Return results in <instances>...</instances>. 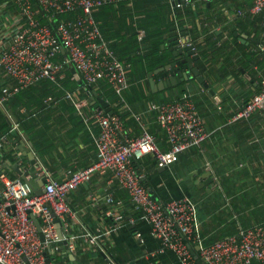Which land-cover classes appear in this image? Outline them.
I'll return each mask as SVG.
<instances>
[{"label":"crops","instance_id":"1","mask_svg":"<svg viewBox=\"0 0 264 264\" xmlns=\"http://www.w3.org/2000/svg\"><path fill=\"white\" fill-rule=\"evenodd\" d=\"M14 1L0 0V31L4 29L5 19L9 18L8 11L12 10L3 6L9 4L14 7ZM252 6L253 0H190L188 4L180 3L175 7L181 12L180 20L184 25L180 26L177 18L175 27L163 37L161 49L172 50L173 43L168 42L169 34L174 32L179 43L185 36L188 43L194 45L195 55L198 56L194 67L205 78L208 89L202 88L193 79L173 86L176 89L172 92H169L170 88L156 91L151 80L155 85L166 81L170 77L169 71L150 76L156 69L144 77V71L138 70L137 79L132 75L131 63L125 61L132 84L126 93L137 97L135 102H131L133 106H129L134 112L144 113L143 122L155 136L160 150L168 152L171 145L164 130L159 127L156 115L145 113L151 104V94H159L158 99L178 98L185 91L184 95L191 96L204 118L205 131L210 137L201 148L185 151L179 162L165 170L156 166L153 156H146L141 161L144 175L159 182V200L167 203L177 199L174 195L178 190L197 204L201 222L199 234L207 244L237 234L239 228L248 229L264 223V110L257 111L248 120H232L259 92V82L264 77V51L260 48L264 44L257 43L264 36V20L261 14L249 12ZM155 8L153 0H123L116 7L95 9V20L97 16L100 18L96 21L101 32L106 31L108 42L121 50L132 48L130 39L133 40L134 32L131 31L135 27L140 43L138 54H146L149 51L145 41L147 35L140 23ZM187 57L184 54L183 58ZM68 68L63 71V88L55 84L59 89L46 97L43 106L37 108L35 101L41 94L37 84L36 88L28 91L29 97L19 111L20 115L26 114L28 130L19 124L33 145L32 158H36L40 167L58 180H64L68 171L86 169L96 163L94 136L101 131L96 122L84 128L76 110L66 101L67 91L75 94L80 91L79 97H89L80 89L72 73L73 66L68 64ZM0 76L3 79H0L2 89L6 85H14V79L4 75L1 68ZM133 85L134 93H131ZM95 93L109 103L104 96ZM112 103L116 106L117 100ZM0 114L6 117L9 125L8 133L0 135V140L6 138L8 141L0 147V175L6 173L11 178L20 177L13 169L4 167L7 162L19 164L24 173L34 171L35 166L19 150L20 144L26 140L19 126H10L8 115L1 109ZM130 116L124 118L127 133L130 136L141 135L138 122ZM2 190L0 182V193ZM111 195L121 204H109L107 197ZM67 204L71 214H66V219L74 228L73 234L78 236L75 256L79 264H110L97 249L98 246L106 248L113 264H178L172 252L153 256L160 242L152 236V228L144 212L135 208L129 194L112 175L96 174L90 183L67 196ZM75 218H82L85 224L78 226L72 223ZM141 224L146 225L145 229L151 237L142 233ZM136 225L139 226L137 235L132 232ZM88 233L97 238L95 243L88 242ZM54 247L60 248L56 244ZM58 256L59 252L53 255L54 264H71L59 261Z\"/></svg>","mask_w":264,"mask_h":264},{"label":"built area","instance_id":"2","mask_svg":"<svg viewBox=\"0 0 264 264\" xmlns=\"http://www.w3.org/2000/svg\"><path fill=\"white\" fill-rule=\"evenodd\" d=\"M123 0H15L8 11L4 29L0 31V68L4 75L14 79V85L2 89L0 104L19 92L43 81L63 88V71L68 64L79 73L85 87L107 82L118 97L121 112H129L142 130L139 136H130L119 113L110 115L95 107L90 97L65 92L78 116L89 128L91 122L100 126L94 136L97 161L86 169L68 171L64 180H58L39 167V178L46 180L42 196L35 195L21 177L0 175L3 190L0 193V264H54V247L58 241V218L68 227L66 214H71L67 196L80 186L91 182L96 175H112L130 196L137 210L144 212L151 225L152 236L160 242L153 253L172 252L180 264H264V223L240 229L237 234L207 244L200 236L201 222L197 204L187 196L167 203L159 201L144 184L145 175L133 162L153 156L159 169L179 162L181 154L191 148H201L210 134L205 131L204 118L191 96L185 94L164 103L151 102L148 113H155L159 126L170 143V150H160L157 140L143 122L144 113L134 112L125 100L131 87L128 66L121 62L110 43L105 40L95 20L94 10L107 5L117 6ZM177 2L178 0H171ZM190 0H182L188 4ZM252 14L264 15V0H253ZM72 15L71 19L62 16ZM239 15H243L239 12ZM6 17V16H2ZM182 47L184 44L180 43ZM187 45L189 44L187 40ZM264 51V45L260 46ZM64 55V58H60ZM52 99H49L51 101ZM264 110V77L259 92L234 117L233 121L250 119ZM0 140V147L7 143ZM109 204L120 205L114 196ZM34 217V218H31ZM76 219V218H75ZM35 220L41 223L46 241L40 238ZM88 242L97 238L86 234ZM78 236L69 235V251L76 255ZM57 245V244H56ZM58 246V245H57ZM52 257L53 261L48 262Z\"/></svg>","mask_w":264,"mask_h":264},{"label":"trees","instance_id":"3","mask_svg":"<svg viewBox=\"0 0 264 264\" xmlns=\"http://www.w3.org/2000/svg\"><path fill=\"white\" fill-rule=\"evenodd\" d=\"M153 2H155V5H156L155 9L156 10L154 9L151 13L147 14L146 18H144V20H143V23H140V26L145 30L146 35H147V38L145 41L147 42V44L149 46V51L146 54L145 53L144 54H138L140 52V43L138 42L137 36L135 34V27L131 31V32H134L133 40L130 39L131 40L130 43L132 45V48L128 47L125 50H121V49H118L116 46L110 44L111 48L115 51L118 59L121 62H123L124 64H127L125 61H128L129 63H131V67L133 69L132 75L135 76L137 79L139 78L138 70L139 71L143 70L144 71L143 76L146 77L151 72L155 71L156 69L163 68V67L167 66L168 64H171L174 61V55L173 54L176 51V49L178 48V46L173 45L172 50H162L161 45H162L163 37L172 27H175V21L177 20V18H178V21H180L179 25L180 26L184 25V23H182L180 20V16H181L180 13L181 12H179L178 9H175V7L178 4L182 3V0L177 1L178 2L177 4H175V2H170L169 0H153ZM108 7L112 8V7H116V6L107 5V6H103L100 8L103 9V8H108ZM93 14L95 17V10H94ZM261 16L264 20V15L261 14ZM61 18L71 19V18H73V16L72 15H65V16H62ZM96 20L100 21V18L97 16ZM137 28L138 27H136V30H137ZM102 32H103L102 34H105V35H103L105 40L108 41L105 37L106 31L105 32L102 31ZM263 32H264V30H263ZM120 38H122V37H119V39ZM257 43L258 44H264V36H262V38L257 40ZM60 58H64V55H61ZM263 61H264V57H263ZM138 67H140V68H138ZM67 68H68V66H67ZM67 71H69V70H67ZM163 74L164 73H162V75ZM69 75H70V78H73V75L71 74L70 71H69ZM0 79L3 81L2 76H0ZM73 81H74V86H75L76 81L75 80H73ZM195 81H196V79H195ZM38 85H39L38 88H39L40 93L42 95L39 94L40 98L35 100L38 103L37 108L43 106V101L46 99V97H48V95L51 94V92H54V90L56 88L59 89L54 83H52L50 81H43ZM1 86L2 85L0 84V96H2L1 95L2 94L1 93V89H2ZM133 87H134V85L132 86V88ZM34 88H36V87L32 86L26 90L19 92L18 94H16L15 96H13L7 100V102H8L7 109L8 110L10 109L13 111V113L16 116V118L18 119L19 123H21V125L23 126V128L25 130H28V125L26 124V118H25L26 114L20 115L19 111H20L21 106H23L25 104L24 100L27 97H29L28 91L31 89H34ZM89 88H91V89L85 90V88L83 86H80V89L83 91V93L88 94L91 102H92L91 97L93 96V93L97 92L100 96H104L106 99L109 100V103L111 104L110 108H111L112 112H114V113L121 112L120 106L118 104L117 94L114 92V90L111 88V86L107 82H105V81L99 82L95 85H92ZM174 89H176V88H170L169 92H172ZM130 92L134 93V88ZM184 92L185 91H182V93L179 96L181 97L182 95H184ZM158 95L159 94H151L150 98H149V100H151L150 102L164 103V102H168V101H171L174 99L173 97L158 99L159 98ZM41 96H42V99H41ZM124 96H125L126 102L132 106H133V104L131 102H135L137 100V97H135L132 94L128 95V93H125ZM116 100H117V105L115 106V104L112 102H115ZM99 108L105 110V108L103 107L102 104L99 105ZM131 109H133V108L131 107ZM145 113H148L147 110ZM119 114H121V117L123 118V120H124V118H128L126 116L130 115L129 112L119 113ZM153 114L156 115L155 113H153ZM5 118H6L5 116H2V115L0 116V135L7 134L9 131V125H8L7 121L5 120ZM79 120H80V123L84 126V128L87 129L85 123L81 120L80 117H79ZM133 164H134L135 168L139 170V172L144 173V170H143L144 167L142 165V161H134ZM12 178H15V177H12ZM157 181H158L157 179L151 178L150 176L146 177V175H145L144 184L149 189V191H153V193H152L153 196L159 200L161 198V193H160V190L158 189L157 183H159V182H157ZM183 196H185V194L176 190L174 197L181 198ZM189 196L192 197V194L190 193ZM159 201H161V200H159ZM145 227H146V225H145ZM145 227L143 226V230H142L143 232L142 233L144 235L147 233L146 236L151 237V235H149V232L147 229H145ZM138 231H139V226L136 225L135 228L132 230V232L134 234H136V233H138ZM66 259H67V257L64 256L62 253H60V256H58V260L59 261L63 260L64 263H67ZM176 260H177L178 264H180L177 258H176Z\"/></svg>","mask_w":264,"mask_h":264},{"label":"water","instance_id":"4","mask_svg":"<svg viewBox=\"0 0 264 264\" xmlns=\"http://www.w3.org/2000/svg\"><path fill=\"white\" fill-rule=\"evenodd\" d=\"M173 31L175 29H172ZM168 42L173 43L174 46H178L176 51L174 52V61L171 64H168L167 66L160 68L156 70L155 72L151 73L150 76H152L154 73H164V72H170V77L161 83L154 84L152 82L153 88L157 90L164 91L166 89L172 88L173 86H177L178 84H181L182 82H188L190 80L196 79V82H198L199 85H201L203 88L208 89L209 85L206 82L205 78L201 75V72L198 68L194 67V61L198 59V56L195 55L194 45H187V39L185 36L182 38V44H184V47L181 46L179 41L175 38V33H171L168 35ZM184 54H186L188 57L183 58ZM72 73L75 76V79L77 80V83L79 86H83L85 90H90L91 88L85 87L84 82L81 79L79 73L72 68ZM91 100L93 102V105L95 107H99V105H103L105 108V111L112 115L114 112L111 111L110 105L108 102L100 98L95 92L93 93V96L91 97ZM8 102L5 101L3 104H0V109L2 113H4L8 117V122L10 126L17 125L19 126L20 131L23 133L25 137V142H22L19 147V150L22 152L23 156L26 158L27 161H31L32 165L35 166V170L32 172H26L24 173L21 169V166L19 164H13L12 162H7L4 167L6 169H13L22 179L23 181L28 185V187L31 189V191L37 195L42 196L44 194V190L42 189L46 185V180L44 178H39V163L36 158H32V152L33 145L29 140V137L24 132L23 128L19 124L18 119L14 115L12 110L7 109ZM28 142V146H27ZM33 150V151H31ZM40 160V158L38 157ZM41 161V160H40ZM168 169V167L161 169L165 170ZM209 176V174H208ZM207 185V184H206ZM153 193V191H150ZM34 218V217H31ZM55 223L57 224L58 229V241L57 245L59 248V253H62L64 256L67 255L66 262L71 264H79L77 258L75 255L71 254L69 251V235H72L74 233V228L72 227V224L69 220H67L68 227L65 228L61 221L56 218ZM78 226H83L85 224V221L82 218L75 219L74 222ZM35 224L37 226L40 238L43 242L46 241L45 235L42 231L41 223L39 220H35ZM85 232H87L86 229H84ZM97 249L101 252L102 256L106 259L107 262L110 264H113V260L111 255L107 252L106 248H102L101 246H98ZM53 261V258L50 257L48 259V262L51 263ZM199 264H204L202 260H198Z\"/></svg>","mask_w":264,"mask_h":264}]
</instances>
